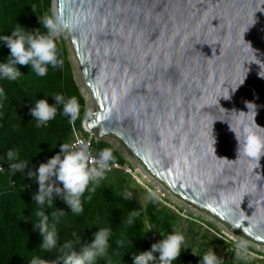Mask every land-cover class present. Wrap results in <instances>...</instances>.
<instances>
[{"label":"water","instance_id":"1","mask_svg":"<svg viewBox=\"0 0 264 264\" xmlns=\"http://www.w3.org/2000/svg\"><path fill=\"white\" fill-rule=\"evenodd\" d=\"M50 11L74 25L62 34L93 138L264 245V156L254 170L236 160L230 129L264 136V0H50Z\"/></svg>","mask_w":264,"mask_h":264},{"label":"trees","instance_id":"2","mask_svg":"<svg viewBox=\"0 0 264 264\" xmlns=\"http://www.w3.org/2000/svg\"><path fill=\"white\" fill-rule=\"evenodd\" d=\"M45 14H51L50 0H0V34L10 35V30L17 24L29 30L40 28L38 17ZM56 42L62 67H49L47 74L39 77L30 71L28 65H18L22 75L17 80L0 79V88L4 90V97L0 99V264H29L28 260L34 256L51 260L58 255L55 250L44 252L38 247L41 236L38 231H33L32 222L38 220L35 213L40 209L31 198L38 185L27 176L29 170L35 171L40 163L58 153L62 142H71L72 139L68 118L61 115V105L56 106V116L47 125L35 127L36 121L30 109L36 99L47 96L48 104L54 105L52 95L62 94L65 100L75 97L79 106L78 118L73 122L76 130L81 129V122L86 118L85 102L74 80L63 37ZM8 54L9 49L0 42V62ZM95 145L112 150V163L121 166L126 163L109 143L93 141L92 151ZM10 149L18 152V160L29 161L23 172L13 174L8 170V163L3 158ZM94 153L97 155L96 151ZM134 185L130 175L122 170L106 172L105 179L91 194V199L82 201L83 211L78 216L70 212L62 199L54 197L52 208L65 211L56 223L58 245L80 237V244L74 243L70 250L79 252L81 245L92 241L98 227L107 226L113 233L109 239L110 246L106 256L97 258L96 264H132L134 256L149 250L152 243L162 239L158 231L167 235L178 230L185 231L192 242L189 246H182V252L173 264H199L200 258L193 255L191 248L200 255L210 248L214 251L212 244L219 242L218 237L226 249V256L220 259V264H264V260H249L247 257L234 263V245L227 242L213 224L205 222L206 231H202L187 215L183 218L178 210H173L169 201L159 197L154 202L144 189L142 192L148 198L144 205L133 195L131 199H123L122 193L132 192L130 186ZM163 203L167 204L164 206ZM134 210L140 215L133 224H126L124 221L129 212ZM44 211L50 214L52 209L45 206ZM49 223H55L50 215ZM190 226H193L191 230ZM117 239L124 240L122 247L116 245ZM184 247L188 248L183 251ZM248 253L256 254L249 248Z\"/></svg>","mask_w":264,"mask_h":264},{"label":"clouds","instance_id":"3","mask_svg":"<svg viewBox=\"0 0 264 264\" xmlns=\"http://www.w3.org/2000/svg\"><path fill=\"white\" fill-rule=\"evenodd\" d=\"M38 23L40 28L29 30L17 24V26L10 30V35L0 34V42L9 49L6 59L0 62V79L7 81L17 80L22 75L17 67L18 65H28L30 71L39 77H44L49 67L53 69L62 67L63 61L59 57L56 41L61 36L64 38L62 32L73 28V23L57 12L38 17ZM80 94L84 99L83 92L81 93L80 91ZM3 97L4 90L0 88V99ZM46 97L44 99H36L34 106L30 109V114L36 121L35 127L39 128L47 125L56 116V106L61 105V115L68 118L72 139L71 142H62L59 145V152L50 157L46 162L40 163L35 171L29 170L27 172L28 178L34 180L38 185L37 191L31 197L40 209L35 213L38 220L32 222L33 231H38L41 236V243L38 247L44 252L55 250L58 253L55 259L49 260L34 256L28 261L29 264H96L97 258L105 257L107 254L110 246L109 239L113 235L111 228L107 226L98 227V230L93 233V239L90 243L81 245L79 252L70 251L74 243L80 244V237L75 241L67 240L58 245L56 223L59 222V218L65 214V211L52 208V206L54 197H59L68 206L73 215L78 216L81 214L83 211L82 201L91 199V194L96 191L100 182L105 179L106 172L110 170V165L114 161L113 152L110 148H103L95 155L91 146L94 157L88 144L82 141L72 143L74 134L78 136L73 123L78 118L79 113L77 99L69 97L65 100L62 94H56L52 95L55 104L49 105ZM85 121V119L82 120L80 131L86 137L80 138H87L89 134L94 133L84 128ZM230 129L234 132L237 141L236 160L243 156L252 163V170L258 169L260 167L259 161L264 156V136L250 134L244 130L238 133L231 127ZM3 159L8 163V170L13 174L23 172L29 163V161L18 160V152L12 149L5 152ZM147 176L150 175L147 174ZM86 192L88 195H85ZM132 195L131 191L122 193L123 199H131ZM149 197L154 202L159 199L158 193L155 191H149ZM174 199L180 201L177 198ZM45 206L52 209L50 214H45ZM49 215L55 223H49ZM139 215L138 211H131L124 222L131 225ZM226 218L230 223H234L231 214H228ZM158 232L162 239L152 243L149 250L139 252L134 256L132 264H173L179 258L182 246L185 244L184 234L178 230H173L167 235L161 231ZM248 242V240L243 238L233 241L235 248L234 256L247 255ZM115 243L118 247H122L124 240L117 239ZM187 248L184 247L183 251ZM191 250L193 255L199 256V264H220V258L213 252L212 248L202 255L198 254L195 249L191 248ZM155 253H158V255H154Z\"/></svg>","mask_w":264,"mask_h":264},{"label":"rangeland","instance_id":"4","mask_svg":"<svg viewBox=\"0 0 264 264\" xmlns=\"http://www.w3.org/2000/svg\"><path fill=\"white\" fill-rule=\"evenodd\" d=\"M63 40H64V38H63ZM64 48H65V50H67V53H68V59H69V62L71 64V67H72V73L74 76V80H75L78 88L81 91H83V96L85 98V101H84L85 102V115H86L85 120H87L89 117V114L93 111V107H92L93 105H92L91 100H89V96L85 93L86 90H85L84 86L82 85V82L79 81V78H78V75L76 73L73 61L71 59L70 51H69V48L67 46L66 41L64 42ZM76 131H77V135L79 137H86V135L83 134L80 130H76ZM91 134L93 135L94 133H91ZM95 141H97V142L105 141V142L109 143L115 150H117L122 155V157L124 158L126 163L119 170H123L125 173L130 174L131 179L135 183L134 186H130V189H132V194L143 205L146 204L148 198L146 195L143 194L142 190L144 189L148 193H149V191H155L158 193L160 199H162L163 201L164 200L169 201L171 204V208L173 210H178L183 218H187V216H188L191 220L196 222L195 224L202 231H206V229H204V224L206 222L209 224H213L220 231V233L223 235L225 240L227 242H231L232 245H234L233 241H238L241 239L235 235L230 234L223 226L215 223V221L208 218L205 214H202V213H200L196 210H193L191 208L188 209L187 206L183 202L178 201V200L174 199L173 197L169 196L168 193L164 190V188L162 186H157L155 183H153L150 180V177L147 176V174L140 168V166H138L134 161H132V160L130 161L124 155V152L117 145H115L113 142H111L109 139H106V138L100 139V140L96 139ZM103 148L104 147H101L100 145H95L94 151H96L98 153ZM165 204H167V203H165ZM165 204H164V206H165ZM192 227L193 226L189 227L190 230ZM180 232H182L185 236V245L189 246V243H191L192 240H190V237L188 236V234L185 231H180ZM218 241L220 242V237H218ZM219 242H214L212 244V247L215 248V250L213 252L220 259H222L224 256H226V255H224L226 249L224 248L225 246H223V244L221 242L220 243ZM248 248L251 249L253 252H256V254L255 253H248L247 255H243V256H234L232 258V261L234 263H237L239 260H244L245 257L249 258V260H264V247L257 246V245H254V244L248 242Z\"/></svg>","mask_w":264,"mask_h":264},{"label":"built area","instance_id":"5","mask_svg":"<svg viewBox=\"0 0 264 264\" xmlns=\"http://www.w3.org/2000/svg\"><path fill=\"white\" fill-rule=\"evenodd\" d=\"M95 140L96 139L93 138L92 134H89L87 138H80V137H78V136H76L74 134V138H73L72 143H75L76 141H82L83 143H86V144H88L90 146V151H91L92 142L95 141ZM91 154H92V156H94L92 151H91ZM120 168H122L121 165L116 164V163H111L110 170L107 171V172L116 171V170H119Z\"/></svg>","mask_w":264,"mask_h":264},{"label":"bare ground","instance_id":"6","mask_svg":"<svg viewBox=\"0 0 264 264\" xmlns=\"http://www.w3.org/2000/svg\"><path fill=\"white\" fill-rule=\"evenodd\" d=\"M86 93V92H85ZM87 94V93H86ZM88 95V94H87ZM89 96V95H88ZM132 161H134V160H132ZM135 162V161H134ZM150 177V176H149ZM150 180L153 182V183H155L157 186H161L160 184H158L152 177L150 178ZM236 236V235H235ZM257 246H262V247H264V245H257Z\"/></svg>","mask_w":264,"mask_h":264},{"label":"snow or ice","instance_id":"7","mask_svg":"<svg viewBox=\"0 0 264 264\" xmlns=\"http://www.w3.org/2000/svg\"><path fill=\"white\" fill-rule=\"evenodd\" d=\"M257 239H259V237H257Z\"/></svg>","mask_w":264,"mask_h":264}]
</instances>
